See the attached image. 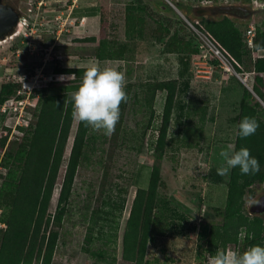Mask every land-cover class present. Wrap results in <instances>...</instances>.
<instances>
[{
	"label": "rangeland",
	"instance_id": "obj_1",
	"mask_svg": "<svg viewBox=\"0 0 264 264\" xmlns=\"http://www.w3.org/2000/svg\"><path fill=\"white\" fill-rule=\"evenodd\" d=\"M6 1L22 15L29 14L27 0ZM171 2L173 6L163 0L75 1L74 16L85 17L84 26L75 29V35L80 39L91 37L94 41L83 40L58 48L59 55L72 57L71 61L63 63L64 66L87 68L90 62L97 61L94 53L98 42L105 40L114 49L126 47V54L123 60L99 62V66L115 67L122 71L126 77L125 87H131L126 88L129 98L123 103L122 116L115 132L107 136L104 142H101V137L94 141L95 150L88 152V159L77 169L52 264H122V235L130 206L136 189L147 188L153 165L160 169L161 185L157 196L166 205L160 203L153 212L145 264H208L209 254L204 248L205 244L198 240V233L201 225L212 227L223 224L221 212L225 206L229 173L224 176L217 174V169L224 166L219 153L228 150V145L234 146L237 130L234 119L239 112L241 84L244 86L241 80L247 77L246 89L250 91L254 88V75L238 74L232 69L224 72L214 63L216 61L206 46L204 37L207 32L203 28L199 31L195 26L201 25L202 20L227 18L241 32L250 23L262 29L263 11L253 13L248 0L231 1L233 8L248 10L249 16L243 18L231 13L235 9L224 12L222 0H215L209 6L184 4L180 0ZM52 8L46 12L50 13ZM31 10L29 16L35 18V11L33 8ZM66 12L67 9L61 11ZM128 12L142 18L141 22H134L136 29L140 30L133 37L127 33L125 19ZM47 13L44 16L50 24L51 14L47 16ZM164 28L168 29L169 35H163ZM172 34L189 40L198 53L191 56L192 78L178 81V88L186 92L182 99L192 106L188 108L187 116L178 117V112H173L169 122L167 138H178L184 144L177 152L168 151L158 161L153 150L165 93H156L153 103L156 117L140 145L141 132L150 118L141 87L147 82L176 79L177 55L167 52ZM45 37L47 41L50 39L47 32ZM9 50V45L0 46V83L5 80V75H13L19 70L29 71L28 66L22 68L25 63L31 65L24 56L15 61V57L9 55ZM256 56L252 54V57ZM74 57L81 60L75 62ZM44 73L53 76L51 69L45 68ZM261 76L263 85L261 88L255 86L253 97L258 102L261 96L263 107L264 74ZM70 79L69 82L73 79L71 75ZM39 84L42 87L46 85V91L66 85L43 80ZM193 107L198 110L206 107L204 122H200V112H193ZM5 121L0 117V139L7 136L6 143L0 144V159L8 144L21 137L11 135V119L7 118V124H2ZM34 121L33 118L32 123ZM76 127L77 122L72 120L49 205L51 213L57 204ZM94 134L101 136L103 131H94ZM0 172L5 173L1 168ZM252 191V194L245 196L243 213L246 215L256 213L258 203L249 205V200L259 201L264 197V183L253 186ZM122 202L124 206L120 213ZM108 211L109 215L106 214ZM3 229L4 225L0 223V230ZM114 236L115 245L112 244ZM239 246L240 241L236 245L227 244L225 248L239 252ZM98 253L102 254V260Z\"/></svg>",
	"mask_w": 264,
	"mask_h": 264
},
{
	"label": "trees",
	"instance_id": "obj_2",
	"mask_svg": "<svg viewBox=\"0 0 264 264\" xmlns=\"http://www.w3.org/2000/svg\"><path fill=\"white\" fill-rule=\"evenodd\" d=\"M254 12H261V10ZM262 13L263 28L255 27L251 50L246 47L244 42L246 27L241 32L227 18L217 21L202 20L201 25L195 26L199 31L204 29L239 64L240 67H234L238 74L253 73L254 88L252 87V91L254 93H256L255 86L261 88L263 85L261 75L264 74V52H257L254 47L255 44L264 43V11ZM125 20L128 35L133 37L139 34L140 29H136L134 22L138 21L139 23L142 18L135 17L134 14L128 12ZM163 35H169L167 28L163 29ZM83 40L93 42L94 38L78 39L75 43H80ZM125 50L124 46L114 49L105 40H100L94 55L98 62L117 61L124 59ZM167 52L177 55L176 79L147 82L141 87L145 106L150 110V118L141 132L140 145L156 117L153 108L156 93H165L153 150L158 161L162 160L168 151L177 152L184 144L178 138L168 139L167 135L173 112L177 111L178 117L187 116V110L192 106L188 101L182 99L186 92L178 88V81L192 78L191 56L196 55L198 50L192 47L189 40L172 34ZM253 53L257 56L252 57ZM31 69L33 68L31 67ZM85 70L86 68H66L64 64H58L53 68L52 77L70 74L73 77L72 81L68 82V85L51 91H46V86L35 91L39 94L33 113L35 121L30 123L27 128L17 127V131L21 132L22 136L9 143L3 152L0 168L5 173L0 172V223L4 225V229L0 230V264H32L33 262L35 264H52L59 239V229L69 203L77 169L84 160L88 159V152L95 150L94 141L99 137L102 138L101 142L107 140L106 135L97 136L90 127H85L83 123H77L57 204L54 212H49L51 197L54 195L57 174L61 167L73 120L69 93L78 88ZM20 87V84L2 81L0 83V105L15 95ZM129 87L131 86L125 87V91ZM241 88L239 112L235 116L234 122L238 126L245 116L254 117L259 127L254 135L247 138H242L238 134L237 127L233 151L247 147L251 156L259 161L260 171L256 174L242 175L239 167L230 169L225 206L221 212L223 224L212 227L204 224L199 229L198 240L205 244L204 248L208 254H214L219 248L224 249L227 244L236 245L238 241H240L239 252H243L252 245L264 246V212L259 215L243 213L245 196L248 193L252 194L253 186L264 183V107L255 101L252 93L242 84ZM65 100L68 102L65 103ZM123 103L120 105V118ZM205 110L206 107L200 110L193 109L195 113L200 112V122L205 120ZM6 141L7 136H4L0 139V144H5ZM99 149L103 151L102 148ZM160 185V169L157 165H153L147 188L136 189L130 206L122 235V264H132V262L145 264V252L153 223V212L160 203L163 206L166 205L157 196ZM109 206L111 208L110 204ZM123 206L124 202L119 207L120 213ZM106 214L109 215L110 211ZM242 227L246 229V235L240 238L239 230ZM112 244H116V236H114ZM101 255L98 253L100 260H102Z\"/></svg>",
	"mask_w": 264,
	"mask_h": 264
},
{
	"label": "built area",
	"instance_id": "obj_3",
	"mask_svg": "<svg viewBox=\"0 0 264 264\" xmlns=\"http://www.w3.org/2000/svg\"><path fill=\"white\" fill-rule=\"evenodd\" d=\"M63 1L64 3H62V0H27V11L30 14L32 11L31 8H33V11H35V18H31L28 13L25 15H22L21 13L20 21L16 26V31L7 39L0 42V46L4 44L9 45V55L14 56L15 61L24 56L28 58L26 62L31 63V65L25 63L22 67L24 68L28 66L29 71L27 72L19 70L13 75H5L6 82H13L21 85L15 95L11 96L0 105L1 119L6 121L7 118L11 119V125L8 124L11 127V135L15 134L22 136V133L17 131V127L27 128L29 124L32 123L33 113L39 99V94L35 91L46 86L42 87L39 84L40 80H43L46 83L52 81L53 83L58 84H68L70 81V74L50 77V75L44 73L45 68L52 70L58 64H63L72 60V57L59 55L58 48L69 46L80 39L75 35V29H81L85 24V17H75L73 14L76 0ZM163 1L173 6L171 0ZM180 1L184 4L190 3L196 6H209L215 0ZM231 1L233 0H222L225 5H231ZM248 2L252 9L264 11V0H248ZM46 5L48 7H46ZM51 7H53L51 9L53 11L47 13V9ZM65 9H67V12L61 13V11ZM46 13L47 16L51 14L49 17L50 24H48L49 20H46V17L44 16ZM45 32L50 36L48 41L45 37ZM254 36L255 26L250 23L244 30V42L246 47L250 50L253 47ZM204 38L206 46L213 55L214 60L224 72H229V69H232L235 72L234 67H240L229 53L225 51L219 43L214 41L211 36L206 34ZM63 39H65V41ZM73 60L77 62L80 61L81 58L74 57ZM31 67L33 69H31ZM247 74L253 73H246L244 75L247 76ZM61 77H64L65 79L62 80ZM246 79L247 77L244 76L241 80L244 85H246ZM250 91L252 95L255 96L251 89ZM6 121L2 122V124H7ZM6 132L7 134L9 133L8 131Z\"/></svg>",
	"mask_w": 264,
	"mask_h": 264
},
{
	"label": "clouds",
	"instance_id": "obj_4",
	"mask_svg": "<svg viewBox=\"0 0 264 264\" xmlns=\"http://www.w3.org/2000/svg\"><path fill=\"white\" fill-rule=\"evenodd\" d=\"M254 47L257 52H264V43L255 44ZM125 82V74L117 68L109 66L101 68L98 61L90 62L78 88L69 93L73 120L94 131H103L106 136L112 135L120 119V105L128 99ZM67 102L65 100V103ZM237 127L238 134L242 138H247L255 134L259 124L254 117L245 116ZM233 147L228 145V150L220 151L219 156L224 166L217 169L218 175H227L230 169L236 167H239L242 175L256 174L260 171L259 161L251 156L247 147H242L238 151H233ZM257 203L259 202L249 200V205ZM245 235L246 229L242 227L239 230V237L243 238ZM208 264H264V246L252 245L243 252L231 248L217 249L214 254H209Z\"/></svg>",
	"mask_w": 264,
	"mask_h": 264
},
{
	"label": "water",
	"instance_id": "obj_5",
	"mask_svg": "<svg viewBox=\"0 0 264 264\" xmlns=\"http://www.w3.org/2000/svg\"><path fill=\"white\" fill-rule=\"evenodd\" d=\"M20 16L21 12L10 2L0 0V42L7 39L16 31V26L20 21ZM258 102L262 104L260 100ZM258 202L259 203L255 207L256 213L254 215H259L264 212V197H262Z\"/></svg>",
	"mask_w": 264,
	"mask_h": 264
},
{
	"label": "flooded vegetation",
	"instance_id": "obj_6",
	"mask_svg": "<svg viewBox=\"0 0 264 264\" xmlns=\"http://www.w3.org/2000/svg\"><path fill=\"white\" fill-rule=\"evenodd\" d=\"M223 10H224V12L225 11H233L234 9L236 10V11H234V12H231L232 14H235V15H237V17H247V16H249V12H248V10L247 9H241V8H233L232 7V5H223ZM251 10H252V12L254 13V11H256V10H254V9H252L251 8ZM235 15L233 16V17H235Z\"/></svg>",
	"mask_w": 264,
	"mask_h": 264
}]
</instances>
